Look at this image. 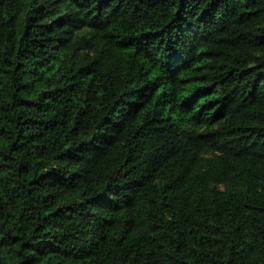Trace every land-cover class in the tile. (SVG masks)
Listing matches in <instances>:
<instances>
[{
	"label": "trees",
	"instance_id": "obj_1",
	"mask_svg": "<svg viewBox=\"0 0 264 264\" xmlns=\"http://www.w3.org/2000/svg\"><path fill=\"white\" fill-rule=\"evenodd\" d=\"M0 264H264V0H0Z\"/></svg>",
	"mask_w": 264,
	"mask_h": 264
}]
</instances>
